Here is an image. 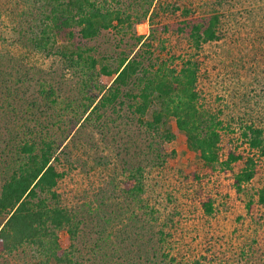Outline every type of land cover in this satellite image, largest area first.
<instances>
[{
	"label": "rangeland",
	"instance_id": "1",
	"mask_svg": "<svg viewBox=\"0 0 264 264\" xmlns=\"http://www.w3.org/2000/svg\"><path fill=\"white\" fill-rule=\"evenodd\" d=\"M9 2L0 0V188L6 174L23 161L17 160L18 145L34 141L38 149L42 141L53 142L75 166L58 189L60 205L76 210L81 222L73 240L65 230L58 232L72 259L82 264H264V205L257 202V192L264 188V157L258 159L255 177L237 193L232 173L219 166L211 175L201 173L200 181L191 179L189 172H198L201 162L187 150L173 119L171 141L138 124L127 127L110 110L81 124L77 115L86 98L111 78L94 72L89 77L64 61L33 53L28 28L35 23L19 12L21 5L18 9ZM172 2L165 0L164 6ZM175 3L179 8L173 14L156 4L152 23L141 21L126 34L104 32L84 48L91 47L109 68L123 55L149 56L147 50L153 60L177 56L171 65L176 67L192 55L200 62L199 89L206 108L224 110L227 118L230 114L232 128L256 124L264 129V0ZM189 5H195L198 17L221 14L224 38L196 51L181 16V7ZM134 35L148 38L154 43L151 49L141 50ZM137 167L142 168L136 175L143 191L125 192V170ZM199 190L214 199L211 215L195 202ZM249 201L254 203L251 211ZM242 247L246 252L240 254ZM33 250L25 245L3 255L0 264H42Z\"/></svg>",
	"mask_w": 264,
	"mask_h": 264
},
{
	"label": "trees",
	"instance_id": "2",
	"mask_svg": "<svg viewBox=\"0 0 264 264\" xmlns=\"http://www.w3.org/2000/svg\"><path fill=\"white\" fill-rule=\"evenodd\" d=\"M26 1L29 7L24 0L9 3L16 8L21 5L19 12L27 14L25 16L35 23L31 22L33 26L28 28L33 53L64 61L65 65L80 68L89 77L94 72L97 76L111 78L109 85L100 84L96 92L86 98V104L77 115L81 124L90 121L94 114L95 119H100L101 112L110 110L119 120L126 121L127 127L138 124L164 141H171L174 135L170 120L173 119L176 128L185 135L187 150L201 162L200 168H195L198 172H189L192 180L200 181L201 173L211 175L219 166L232 173V185L240 193L243 184L255 177L258 159L264 157L263 127L255 124L235 129L230 114L229 121L224 110L211 112L206 108L199 89L200 62L194 56L190 55L187 60L181 58L180 66L176 67L171 65L177 56L153 60L147 50L144 53L149 56L139 52L132 57L123 55L118 58L116 67L109 68L93 56L91 47L84 48L87 42L96 40L104 32L113 30L126 34L141 21L152 23L157 16L156 4L161 12L175 13L179 8L176 0L165 6V0ZM7 4L4 5L9 8ZM190 6L181 7V16L196 51L203 44L224 38L221 14L198 17L195 5ZM133 37L141 50L143 46L151 49L154 44L146 42L148 38L143 36ZM160 49L165 50L162 45ZM219 116H225L224 120ZM234 133H239L237 138ZM40 143L42 147L38 149L34 141L17 146V160L23 157V161L8 176L6 174L0 188V261L3 255H11L30 245L36 257L43 259L42 264L50 260L56 264H82L61 247L58 236V232L65 230L73 240L81 223L76 210L72 212L60 205L62 195L58 193L59 184L75 166L69 162L67 153L55 148L53 142ZM125 171L128 175L122 181L124 191L141 193V178L136 174L142 172V168ZM196 194L195 202L205 215H211L215 209L214 199L200 190ZM257 195V202L264 205V188L259 189ZM253 205L252 201L247 203L248 211ZM238 252L246 251L242 247Z\"/></svg>",
	"mask_w": 264,
	"mask_h": 264
}]
</instances>
